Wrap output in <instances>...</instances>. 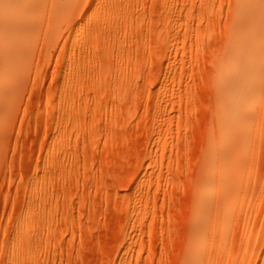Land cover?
<instances>
[{
	"label": "rangeland",
	"instance_id": "rangeland-1",
	"mask_svg": "<svg viewBox=\"0 0 264 264\" xmlns=\"http://www.w3.org/2000/svg\"><path fill=\"white\" fill-rule=\"evenodd\" d=\"M21 2H0V264H264V0Z\"/></svg>",
	"mask_w": 264,
	"mask_h": 264
},
{
	"label": "bare ground",
	"instance_id": "bare-ground-1",
	"mask_svg": "<svg viewBox=\"0 0 264 264\" xmlns=\"http://www.w3.org/2000/svg\"><path fill=\"white\" fill-rule=\"evenodd\" d=\"M3 0H0V2H2ZM5 1V0H4ZM9 1V0H8ZM16 1H18V0H16ZM14 2V1H13ZM19 2H21V0H19ZM7 3H9V2H7ZM22 4H23V1L21 2ZM4 4H5V2H4ZM3 4V5H4ZM19 4V3H18ZM8 5V4H7ZM6 5V6H7ZM20 5V4H19ZM5 6V7H6ZM23 6V5H22ZM4 7V6H3ZM4 7V8H5ZM17 7V6H16ZM9 10H11L10 8H9ZM1 11H3V9L1 8ZM6 10H4L3 12H5ZM0 13V17H2V16H4V19H5V15H6V12L5 13ZM11 12V11H10ZM11 14H12V12H11ZM9 17V16H8ZM3 18L0 20V22L2 21V20H4ZM7 20V19H6ZM3 22V21H2ZM5 23H3L4 25L7 23V21H4ZM11 23H13V22H11ZM11 23H7V24H10L11 25ZM1 24V23H0ZM6 26V25H5ZM7 27V26H6ZM7 28H9V26L7 27ZM0 29H1V27H0ZM12 29V28H11ZM16 29V28H15ZM4 40V39H3ZM2 41V40H1ZM3 42V41H2ZM3 52V51H2ZM13 62V61H12ZM14 63V62H13ZM9 64V63H8ZM244 90V89H243ZM251 97V96H250ZM232 103V105L231 106H233V105H236L237 106V103L235 102V101H233V102H231ZM246 103V102H245ZM221 105H223V104H221ZM220 105V107H223V106H221ZM234 107V108H237V107ZM220 107H218V109L220 108ZM232 108V107H231ZM218 109H216V111H217V115H221V114H218V111L220 112V110L222 109V108H220L219 110ZM233 110V109H232ZM230 111V110H229ZM239 111V110H238ZM232 113V112H231ZM252 115V114H251ZM230 116V115H229ZM229 116H228V118H229ZM219 118H221V117H219ZM227 118V117H226ZM251 118V117H250ZM253 118V117H252ZM217 119H218V117H217ZM247 119V118H246ZM210 120V119H209ZM234 119H232V120H228L227 119V125H231V126H234L235 124H237V123H234V121H233ZM238 120V119H237ZM245 120V119H244ZM220 121H222V119H220ZM235 122H237V121H235ZM245 122V121H244ZM254 122V121H253ZM222 123V122H221ZM220 123V124H221ZM242 124H243V122H242ZM217 125H218V123H217ZM244 126V125H243ZM259 126V125H258ZM216 127V126H215ZM224 127H225V125H224ZM226 128V127H225ZM243 128V127H242ZM242 128L240 129V130H242ZM254 128V127H253ZM217 129H219V128H217ZM234 129V128H233ZM232 129V130H233ZM236 129V128H235ZM227 130V129H226ZM231 130V131H232ZM253 130V129H252ZM217 132V131H216ZM234 132V131H233ZM236 132V131H235ZM245 132V131H244ZM247 132V131H246ZM253 132V131H252ZM229 133V132H228ZM239 134H241V132L239 133ZM251 135H252V133H251ZM227 136V135H226ZM243 137V136H242ZM245 138H247V137H245ZM216 139V138H215ZM218 139H216L215 141H214V145H216V144H218ZM240 141V140H239ZM245 141V140H244ZM246 141H247V139H246ZM245 141V142H246ZM249 141V140H248ZM213 142V141H212ZM244 142V143H245ZM209 143V142H208ZM241 143V142H240ZM242 143H243V141H242ZM251 143V142H250ZM234 144V143H233ZM237 144H238V142H237ZM247 143H245V145H246ZM239 145V144H238ZM237 145V146H238ZM243 145V144H242ZM213 146V145H212ZM212 146L211 147H209V148H211L212 150H213V152H215L216 150H214V149H216V148H212ZM239 146H241V145H239ZM247 146H248V144H247ZM247 146H243L242 147V149L241 150H243V152L245 151V149H244V147H246L247 148ZM217 147V146H216ZM219 147V146H218ZM235 147V146H234ZM241 148V147H240ZM211 149H210V151L208 150V152L210 153V152H212L211 151ZM219 149V148H218ZM216 153V155H218V153L217 152H215ZM243 154V153H242ZM248 155V154H247ZM209 156H211L210 154H209ZM214 156V155H213ZM221 157V156H220ZM220 157H218V159L220 158ZM212 158H214V157H212ZM211 159V158H210ZM222 160H224V159H222ZM207 161V160H206ZM218 161H221V160H218ZM234 161V160H233ZM202 162V161H201ZM224 162V161H223ZM222 162V163H223ZM221 163V164H222ZM217 164V163H216ZM225 164V163H224ZM220 165V164H219ZM233 165V164H232ZM205 168V167H204ZM235 168H238V166H236V167H234L233 169L235 170ZM205 169H207V168H205ZM221 169H222V167H221ZM229 170H231V168L229 169ZM214 171V170H213ZM236 171V173H237V169L235 170ZM235 171H233L234 172V174L232 175V176H234L235 175ZM238 171H239V168H238ZM238 174V173H237ZM204 175H206V177H204L203 178V183L205 182L207 185H208V183H210V182H212V179H210L209 177V175L207 174V173H205ZM220 175V174H219ZM229 176V175H228ZM202 177V176H201ZM230 177V176H229ZM237 177V176H236ZM209 179V180H208ZM231 179H234V177H231ZM230 181V180H229ZM219 182V181H218ZM231 183V182H230ZM205 189V188H204ZM209 190V189H208ZM207 191V190H206ZM200 192V191H199ZM203 193V192H202ZM198 194V193H197ZM205 196V195H204ZM203 196V197H204ZM202 197V196H201ZM207 197V196H206ZM200 199V198H199ZM202 200V199H201ZM204 200V199H203ZM202 200V201H203ZM209 200V199H208ZM201 201V202H202ZM205 201V200H204ZM210 203V202H209ZM202 204H203V206H202ZM202 207H201V209L203 210V213H204V215H203V218L202 219H200V221L202 220V222H201V226H199V228H198V230H197V232H199V231H201L202 230V237H205V236H203V234L204 233H206V235L208 236V233H209V236H211V234L212 233H216V228L218 227V216H219V211H218V208H217V204L215 205L214 204V206L212 205H210V204H205V203H201L200 204ZM221 216V215H220ZM224 216V215H223ZM224 218V217H223ZM224 220V219H223ZM193 229V228H192ZM208 230V231H207ZM203 231H205L204 233H203ZM195 232V231H194ZM212 232V233H211ZM221 232V231H220ZM218 233V232H217ZM191 234V233H190ZM213 234V235H214ZM205 235V234H204ZM222 235V234H221ZM220 235V236H221ZM216 237H217V235H216ZM196 238V237H195ZM218 238H219V236H218ZM192 239V238H191ZM190 239V240H191ZM217 239V238H216ZM191 242H192V240H191ZM197 246V245H196ZM195 247V246H194ZM196 248V247H195ZM199 248V247H198Z\"/></svg>",
	"mask_w": 264,
	"mask_h": 264
}]
</instances>
